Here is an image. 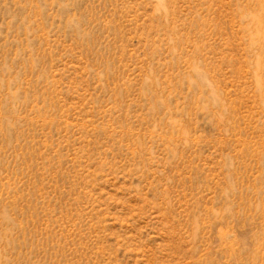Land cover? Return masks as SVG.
Instances as JSON below:
<instances>
[{
	"label": "rangeland",
	"instance_id": "374dc122",
	"mask_svg": "<svg viewBox=\"0 0 264 264\" xmlns=\"http://www.w3.org/2000/svg\"><path fill=\"white\" fill-rule=\"evenodd\" d=\"M0 264H264V0H0Z\"/></svg>",
	"mask_w": 264,
	"mask_h": 264
}]
</instances>
